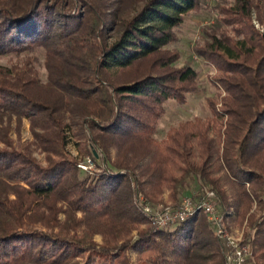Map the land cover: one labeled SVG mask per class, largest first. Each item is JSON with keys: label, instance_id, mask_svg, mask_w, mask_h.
I'll return each instance as SVG.
<instances>
[{"label": "trees", "instance_id": "16d2710c", "mask_svg": "<svg viewBox=\"0 0 264 264\" xmlns=\"http://www.w3.org/2000/svg\"><path fill=\"white\" fill-rule=\"evenodd\" d=\"M217 9L195 52L217 70L222 107L209 99L210 118L157 140L166 104L199 90L168 47L202 0H0V264H225L206 216L157 230L135 202L178 205L198 180L254 230L251 263L264 264V0ZM24 119L34 143L14 148ZM72 126L101 173L66 152Z\"/></svg>", "mask_w": 264, "mask_h": 264}, {"label": "rangeland", "instance_id": "374dc122", "mask_svg": "<svg viewBox=\"0 0 264 264\" xmlns=\"http://www.w3.org/2000/svg\"><path fill=\"white\" fill-rule=\"evenodd\" d=\"M118 1V0H109ZM234 0H202V10L201 12H192L185 17L184 23L176 29L177 37L179 41L170 45L168 48L171 50H178L181 54L180 60L177 62L176 66L183 67L190 65L194 67L199 73L198 87L199 90L192 95H188L187 102L184 105H179L176 101H170L166 104V112L158 124V133L155 135L157 140H163L166 137L168 131L177 127L179 124L193 121L196 118L206 120L212 116L209 99L217 100V109H221L222 103L221 99L226 96L225 92L221 89L215 87L217 85L214 81L217 76V70L207 64L203 59L199 58L195 52V47L199 44H203L205 41L204 33L209 27H212L217 22L218 18V5L232 4ZM254 23L257 28L261 29V25L256 20L254 16ZM113 35V34H112ZM109 39V42L114 41V36ZM3 64H7V61H2ZM43 80H46V71L42 66L37 67ZM215 84V85H214ZM68 124L70 120H67ZM6 127V124L3 125ZM2 128V127H1ZM11 131L9 133V138L13 142L14 148H20L22 146H28L34 143V138L30 129V122L28 119L23 120V124L20 132L18 133L16 128V121L14 120L10 126ZM68 145L66 146V152L70 154L79 164L84 157L91 156L87 153L81 152L78 145H85L84 139L77 137V128L72 126V129L68 133ZM79 143V144H78ZM81 143V144H80ZM7 146L2 142L0 138V149H4ZM33 156L39 161L43 166L47 165V154L42 152L40 149L32 146ZM79 169V168H78ZM80 170V169H79ZM89 175V174H88ZM205 190H208L201 181H195L191 184L189 193L186 196H191L194 198H199ZM169 206H176L168 200L167 196L163 202H160ZM159 204V203H158ZM180 204V203H179ZM251 213L261 215L258 207L254 205ZM142 214V213H141ZM205 216L201 214L199 217ZM207 218V217H206ZM65 216L60 214V220L64 221ZM208 222V220H207ZM229 229L236 236L242 237L243 240H247V235L251 237L254 235V230L249 228L247 222L243 226L233 224L228 221ZM137 237V235L135 234ZM95 241L98 244H102L101 236H96ZM130 255L134 262H137L138 254L136 249H131ZM251 264H254L253 262Z\"/></svg>", "mask_w": 264, "mask_h": 264}, {"label": "built area", "instance_id": "2783aa9c", "mask_svg": "<svg viewBox=\"0 0 264 264\" xmlns=\"http://www.w3.org/2000/svg\"><path fill=\"white\" fill-rule=\"evenodd\" d=\"M77 167L89 175H95L102 171L93 156L84 157ZM135 191L137 192L136 189ZM135 202L140 212L150 220L157 230H165L194 217H199L201 214L205 215L215 236L224 245L225 264H251L253 258L251 244L231 232L228 221L218 211L214 192L205 190L199 198L186 196L176 206L163 203L152 205L142 193H136Z\"/></svg>", "mask_w": 264, "mask_h": 264}, {"label": "crops", "instance_id": "0c3cea01", "mask_svg": "<svg viewBox=\"0 0 264 264\" xmlns=\"http://www.w3.org/2000/svg\"><path fill=\"white\" fill-rule=\"evenodd\" d=\"M189 193V190L186 192V194Z\"/></svg>", "mask_w": 264, "mask_h": 264}]
</instances>
